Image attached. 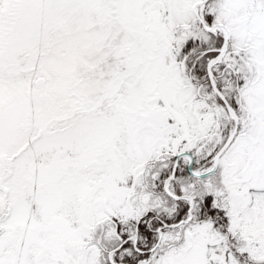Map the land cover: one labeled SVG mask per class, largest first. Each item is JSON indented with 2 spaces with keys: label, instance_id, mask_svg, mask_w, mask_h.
I'll return each mask as SVG.
<instances>
[{
  "label": "snow or ice",
  "instance_id": "6c2138e0",
  "mask_svg": "<svg viewBox=\"0 0 264 264\" xmlns=\"http://www.w3.org/2000/svg\"><path fill=\"white\" fill-rule=\"evenodd\" d=\"M0 264H264V0H0Z\"/></svg>",
  "mask_w": 264,
  "mask_h": 264
}]
</instances>
